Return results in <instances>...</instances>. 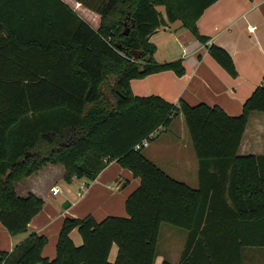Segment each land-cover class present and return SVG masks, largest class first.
Returning <instances> with one entry per match:
<instances>
[{
	"label": "trees",
	"instance_id": "1",
	"mask_svg": "<svg viewBox=\"0 0 264 264\" xmlns=\"http://www.w3.org/2000/svg\"><path fill=\"white\" fill-rule=\"evenodd\" d=\"M75 1L100 16L97 30L62 0H0V224L11 236L27 233L43 201L19 197L14 187L47 165H60L65 183L91 182L114 161L140 183L125 201V218L65 219L53 260L41 255L47 239L31 233L0 252V264H154L161 224L187 232L179 264H264V156L238 155L249 115L264 113V74L235 117L130 90L132 80L152 74L184 75L180 60L155 62L149 39L180 22L206 44L196 22L217 0ZM207 51L236 77L223 49ZM179 114L197 160V188L134 150ZM75 229L78 247L69 237Z\"/></svg>",
	"mask_w": 264,
	"mask_h": 264
},
{
	"label": "crops",
	"instance_id": "2",
	"mask_svg": "<svg viewBox=\"0 0 264 264\" xmlns=\"http://www.w3.org/2000/svg\"><path fill=\"white\" fill-rule=\"evenodd\" d=\"M62 1L93 30L99 28L100 16L97 13L83 7L75 0ZM249 28L254 30L249 31ZM196 29L200 36L208 39L206 44L200 43L188 30L182 28L180 22L167 24L165 28L153 34L149 42L155 47L153 56L155 62L164 64L180 60L184 75L178 77L172 71H165L132 80L131 93L137 97L156 96L176 108H179L180 102L190 107L205 104L220 108L230 117L238 116L244 102L262 83L264 0H217L199 17ZM210 45L223 49L231 57L236 70L235 78L230 77L209 56L207 47ZM173 123L181 131V139L185 140L187 135L189 144L182 143L175 146L162 144L172 159L168 168L173 175H177L180 171L185 175H192V179L185 184L197 188V160H194L195 153L184 127L182 115L173 117L169 125ZM153 145L154 148L149 144L144 153V157L150 162L158 158L154 150L161 143L155 142ZM238 155L264 156V113L253 112L249 115ZM63 174L64 170L60 165H47L15 184L14 189L19 197L32 194L43 201V207L28 224L25 234L11 236L0 224V252H11L29 234L35 233L47 239L41 255L51 261L55 258L58 234L65 219H82L88 215L97 222L106 217L125 218L127 217L125 201L140 183V180L129 170L121 168L113 161L94 181L85 183L81 195H78V182L83 179L66 183L68 186L60 201L62 204L60 208L56 200L59 194L55 197L51 196L50 190L58 187L62 193L57 181L63 180ZM69 237L75 246L82 244L76 229L71 231ZM116 255L117 248L113 246L109 262L113 263ZM162 258L157 254L154 264H179L181 255H175L171 259L172 263H167L165 260L162 262Z\"/></svg>",
	"mask_w": 264,
	"mask_h": 264
},
{
	"label": "rangeland",
	"instance_id": "3",
	"mask_svg": "<svg viewBox=\"0 0 264 264\" xmlns=\"http://www.w3.org/2000/svg\"><path fill=\"white\" fill-rule=\"evenodd\" d=\"M162 10L163 9L161 7L157 8L158 12H163ZM180 137H181V131H179V129L176 127V124L173 123L168 126V129L165 133L158 134L156 138L153 139L149 144L150 147L154 148L153 144L155 142L161 143V145H159V147L156 150H154V152L157 153L158 158L153 160L152 163L160 170H162L164 173L173 177V179L186 183L187 181L192 179V175L190 174L185 175L181 171L177 175L171 174L168 165H170L172 159L169 157V152L166 151V148L164 149L162 147L163 143L171 146H175L176 144H182V143L189 144L187 135H185V140L181 139ZM145 150H146L145 148L142 149L141 153L143 154V156ZM193 157L194 160H196L195 155H193ZM81 182L88 183V181L84 179ZM78 183L80 184V182ZM57 184L62 189L61 190L62 193H60L56 197L57 205H59V207L61 208L62 204L60 203V201L62 200V197L65 195V188L68 185L63 180H58ZM190 187L193 188L195 186H190ZM186 238H187V232L185 230L167 224H161L159 229L158 243H157V254L163 257L162 262L165 260L167 263H172L171 259H173L175 255L177 254L181 255L185 245Z\"/></svg>",
	"mask_w": 264,
	"mask_h": 264
},
{
	"label": "built area",
	"instance_id": "4",
	"mask_svg": "<svg viewBox=\"0 0 264 264\" xmlns=\"http://www.w3.org/2000/svg\"><path fill=\"white\" fill-rule=\"evenodd\" d=\"M254 28H249V31H253ZM164 130L163 127H159L154 133L150 134L149 137L147 139H144L140 144L136 145L134 150L137 151V150H140V149H144L146 147L149 146V143L156 138V136L158 134H160L162 131ZM104 163H107V159H104L103 160ZM74 180H77L79 181L78 179L74 178ZM85 183L84 182H80L79 184V192H78V195H81V191H83L85 189ZM50 194L51 196H57L58 194H60V189L58 187H53L51 188L50 190Z\"/></svg>",
	"mask_w": 264,
	"mask_h": 264
},
{
	"label": "water",
	"instance_id": "5",
	"mask_svg": "<svg viewBox=\"0 0 264 264\" xmlns=\"http://www.w3.org/2000/svg\"><path fill=\"white\" fill-rule=\"evenodd\" d=\"M128 31H129V30H127V31L124 33L125 36L128 34ZM140 54H141V52H138V51L133 52V58H134V59H138L139 56H140Z\"/></svg>",
	"mask_w": 264,
	"mask_h": 264
}]
</instances>
